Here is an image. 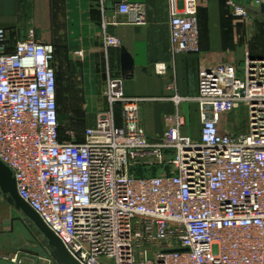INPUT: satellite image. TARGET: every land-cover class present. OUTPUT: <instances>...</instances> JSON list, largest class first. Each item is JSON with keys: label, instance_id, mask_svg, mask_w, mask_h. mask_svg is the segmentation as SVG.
<instances>
[{"label": "built area", "instance_id": "2783aa9c", "mask_svg": "<svg viewBox=\"0 0 264 264\" xmlns=\"http://www.w3.org/2000/svg\"><path fill=\"white\" fill-rule=\"evenodd\" d=\"M168 5L174 54H199V0ZM119 12L147 25L142 4L124 2ZM10 36L0 29V160L79 264H264V59H247L243 78L233 63L204 68L197 96L173 99L197 103L199 138L182 135L187 121L176 115L159 143L148 141L143 100L111 81L110 109L82 139L74 132L63 139L53 46L33 30L14 44ZM106 45L120 41L107 37ZM155 71L163 76L168 67L157 63ZM241 108L243 128L235 116ZM158 166L159 175L133 173Z\"/></svg>", "mask_w": 264, "mask_h": 264}, {"label": "crops", "instance_id": "0c3cea01", "mask_svg": "<svg viewBox=\"0 0 264 264\" xmlns=\"http://www.w3.org/2000/svg\"><path fill=\"white\" fill-rule=\"evenodd\" d=\"M252 1L199 0L201 24L207 29V38L202 40L200 36L199 54H174L168 0H0V29L9 31L16 42L25 40L33 30L37 41L53 46L57 60L75 61L82 66L75 71L78 89L84 85L87 105L99 109L92 124H96L98 113L110 109L105 96L110 82L120 81L126 97L143 100L140 123L148 141L159 143L168 120L176 115L187 121L181 134L199 138L201 121L197 103L176 104L173 99L197 96L202 69L225 62L238 66L247 59H264V53L252 51L248 45L244 47L237 40L227 43L222 38L221 14L232 5ZM124 2L145 6L146 26L133 25L128 16L120 14L119 7ZM107 37L118 39L120 47L108 48ZM241 45L244 52L238 53ZM123 50L133 60L132 71L123 69ZM157 63L167 65L166 75L156 74ZM115 113L120 126L119 105ZM3 198L0 190V199ZM6 226L10 227L0 210V258L13 261L21 253H13L11 247L15 243L11 236L6 242Z\"/></svg>", "mask_w": 264, "mask_h": 264}, {"label": "rangeland", "instance_id": "374dc122", "mask_svg": "<svg viewBox=\"0 0 264 264\" xmlns=\"http://www.w3.org/2000/svg\"><path fill=\"white\" fill-rule=\"evenodd\" d=\"M252 4L253 2L244 3V5L235 4L236 6H230L226 12L221 14L223 21L222 38L227 43L237 40L244 47L248 45V48L252 51L264 53V13L261 9L253 7ZM237 6L242 7L247 12V17L236 15L235 7ZM233 20H238L241 23L233 25ZM199 23L203 40L207 38V29L204 24H201L200 16ZM11 40L12 43L16 42L14 38H11ZM242 45L238 49V53L240 51L244 52ZM11 50L13 51V48ZM245 63L236 65L239 68L240 78H243ZM53 66L57 73V103L62 132L67 139H70L67 133L74 132L76 140H79L80 135L87 128L95 127V124H92V118L94 119L99 109L87 105L86 98L88 95L83 90L84 85L78 89V78L75 76V71L76 68L82 66H77L75 61L57 60L56 55L54 56ZM235 116L238 127H245L247 123L245 109L241 108ZM169 157L171 156H167V159ZM159 168V166L151 169L136 168L133 173L139 176H154L162 173ZM0 210L4 214L5 224L10 225V227H5V233L6 242L8 235L14 240V248L11 247L13 253H21L31 257L29 259L23 258V264H34L35 260L38 264H58L47 249L45 237L31 221L11 207L4 198L0 199Z\"/></svg>", "mask_w": 264, "mask_h": 264}, {"label": "water", "instance_id": "95a60500", "mask_svg": "<svg viewBox=\"0 0 264 264\" xmlns=\"http://www.w3.org/2000/svg\"><path fill=\"white\" fill-rule=\"evenodd\" d=\"M116 1L121 2V0ZM261 10L264 13V6ZM122 65L124 71H132L133 69V60L124 50L122 51ZM0 190L6 202L38 228L39 232L45 237L49 253L58 264H79L69 254L61 240L44 224L40 216L19 196L13 172L1 160ZM28 257L25 254H19L13 261L0 258V264H22V259ZM35 264H38L36 260Z\"/></svg>", "mask_w": 264, "mask_h": 264}, {"label": "trees", "instance_id": "16d2710c", "mask_svg": "<svg viewBox=\"0 0 264 264\" xmlns=\"http://www.w3.org/2000/svg\"><path fill=\"white\" fill-rule=\"evenodd\" d=\"M200 36H201V32H200ZM10 40H11V38H10ZM11 42H12V40H11ZM54 54H55V51H54ZM55 56V55H54ZM53 63H54V59H53V62H52V66H53ZM53 68L55 69V67L53 66ZM56 71V70H55ZM56 76H57V73H56ZM57 105H58V103H57ZM58 116H59V108H58ZM59 122H60V120H59ZM83 134H84V132H83ZM83 134H81L80 136V138L79 139H82L83 138ZM60 136H61V138H65V135L63 134V132H62V129H61V125H60Z\"/></svg>", "mask_w": 264, "mask_h": 264}]
</instances>
